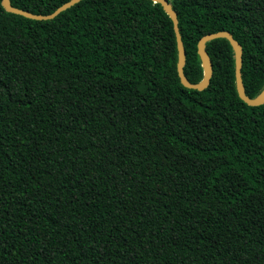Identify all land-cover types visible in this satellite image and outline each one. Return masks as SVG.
Segmentation results:
<instances>
[{
  "label": "trees",
  "instance_id": "obj_1",
  "mask_svg": "<svg viewBox=\"0 0 264 264\" xmlns=\"http://www.w3.org/2000/svg\"><path fill=\"white\" fill-rule=\"evenodd\" d=\"M67 0H10L47 14ZM183 72L201 36L264 87V0H169ZM208 85L177 73L152 0H79L50 19L0 0V264H264V103L226 38Z\"/></svg>",
  "mask_w": 264,
  "mask_h": 264
},
{
  "label": "water",
  "instance_id": "obj_2",
  "mask_svg": "<svg viewBox=\"0 0 264 264\" xmlns=\"http://www.w3.org/2000/svg\"><path fill=\"white\" fill-rule=\"evenodd\" d=\"M78 1L79 0H67L66 2L58 6L55 10L47 14H40V13L37 14V13L30 12L28 10L15 7L10 3V0H2V5L7 11L17 13V14L23 15L28 18L40 20V19L53 18L59 12H61L62 10H65L66 8L70 7L71 5H73L74 3ZM152 1L160 3L163 9L165 10V12L168 14V16L171 18L173 22V28L175 31L177 52H178L177 73H178L181 83L185 87L202 90L208 85L211 74H212V64H211L209 55L207 51L205 50V44L208 40L223 37L229 41L234 51L235 84H236V89H237V93L239 97L244 102H246L248 105H259V104L264 103V87L262 91L253 98L245 94L243 83H242V77H241L242 48L239 42L233 38L232 34L226 30H218L215 32H209L200 37V39L197 42V53L201 60V65L203 68V77L199 82H195V83L190 82L186 78L183 72V66L185 63V49H184L183 42L181 40V36L179 33V29H178V20H177L176 12L171 7L169 0H152Z\"/></svg>",
  "mask_w": 264,
  "mask_h": 264
}]
</instances>
